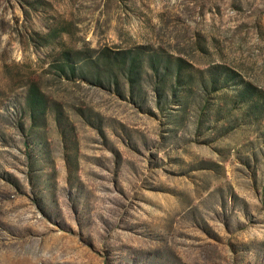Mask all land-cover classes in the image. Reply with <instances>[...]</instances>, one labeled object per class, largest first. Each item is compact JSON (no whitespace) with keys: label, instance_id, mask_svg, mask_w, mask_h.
Wrapping results in <instances>:
<instances>
[{"label":"rangeland","instance_id":"374dc122","mask_svg":"<svg viewBox=\"0 0 264 264\" xmlns=\"http://www.w3.org/2000/svg\"><path fill=\"white\" fill-rule=\"evenodd\" d=\"M0 264H264V0H0Z\"/></svg>","mask_w":264,"mask_h":264}]
</instances>
